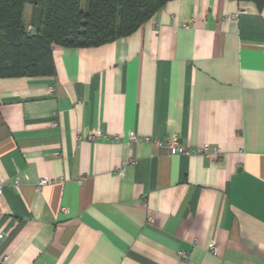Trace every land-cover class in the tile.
<instances>
[{
  "label": "crops",
  "instance_id": "obj_1",
  "mask_svg": "<svg viewBox=\"0 0 264 264\" xmlns=\"http://www.w3.org/2000/svg\"><path fill=\"white\" fill-rule=\"evenodd\" d=\"M52 56L0 79V264H264V6L171 0Z\"/></svg>",
  "mask_w": 264,
  "mask_h": 264
},
{
  "label": "trees",
  "instance_id": "obj_2",
  "mask_svg": "<svg viewBox=\"0 0 264 264\" xmlns=\"http://www.w3.org/2000/svg\"><path fill=\"white\" fill-rule=\"evenodd\" d=\"M171 0H0V79L50 76L52 48H89L134 33ZM249 1L260 10L264 0ZM34 4L33 29L23 24Z\"/></svg>",
  "mask_w": 264,
  "mask_h": 264
},
{
  "label": "built area",
  "instance_id": "obj_3",
  "mask_svg": "<svg viewBox=\"0 0 264 264\" xmlns=\"http://www.w3.org/2000/svg\"><path fill=\"white\" fill-rule=\"evenodd\" d=\"M94 138H103V135L100 131H94L90 135V139L93 140ZM128 138L131 143H137L139 141V138L136 137V135L133 132L128 133ZM119 137H115V140H118ZM148 141V139H146ZM157 147H162L163 145L161 143L155 142L154 143ZM168 150L171 154H184V155H190L191 152L194 153H199L203 156L210 157L211 155H220L221 151L218 148H210L208 145H203L196 151H191L188 149L184 144H179L178 139L174 137L173 139L170 140V142L167 144ZM133 164V162L131 163ZM122 170V169H120ZM46 183V179H42L38 186L40 187L41 185ZM2 189H3V184L0 181V195L2 194ZM153 217L149 216L148 221L152 222ZM1 238V235H0ZM213 250V247H211ZM187 264H191L189 261H187Z\"/></svg>",
  "mask_w": 264,
  "mask_h": 264
},
{
  "label": "rangeland",
  "instance_id": "obj_4",
  "mask_svg": "<svg viewBox=\"0 0 264 264\" xmlns=\"http://www.w3.org/2000/svg\"><path fill=\"white\" fill-rule=\"evenodd\" d=\"M81 7H82V9H85V0H82V3H81Z\"/></svg>",
  "mask_w": 264,
  "mask_h": 264
}]
</instances>
